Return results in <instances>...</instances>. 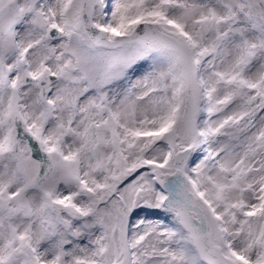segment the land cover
I'll list each match as a JSON object with an SVG mask.
<instances>
[{"label":"snow or ice","instance_id":"6c2138e0","mask_svg":"<svg viewBox=\"0 0 264 264\" xmlns=\"http://www.w3.org/2000/svg\"><path fill=\"white\" fill-rule=\"evenodd\" d=\"M0 264H264V0H0Z\"/></svg>","mask_w":264,"mask_h":264}]
</instances>
